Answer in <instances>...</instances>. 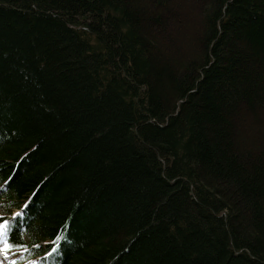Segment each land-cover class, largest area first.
Segmentation results:
<instances>
[{
  "label": "trees",
  "instance_id": "1",
  "mask_svg": "<svg viewBox=\"0 0 264 264\" xmlns=\"http://www.w3.org/2000/svg\"><path fill=\"white\" fill-rule=\"evenodd\" d=\"M3 220L23 264H264V0H0Z\"/></svg>",
  "mask_w": 264,
  "mask_h": 264
},
{
  "label": "snow or ice",
  "instance_id": "2",
  "mask_svg": "<svg viewBox=\"0 0 264 264\" xmlns=\"http://www.w3.org/2000/svg\"><path fill=\"white\" fill-rule=\"evenodd\" d=\"M8 226L9 222L7 220L0 222V245H2V247H0V252L4 253L5 256L15 246L6 239ZM0 264H3V262L0 261ZM13 264H15V262H13Z\"/></svg>",
  "mask_w": 264,
  "mask_h": 264
},
{
  "label": "bare ground",
  "instance_id": "3",
  "mask_svg": "<svg viewBox=\"0 0 264 264\" xmlns=\"http://www.w3.org/2000/svg\"><path fill=\"white\" fill-rule=\"evenodd\" d=\"M14 256H16V255H14V254L9 255V257L12 259L13 262L18 263L19 260L17 258H15Z\"/></svg>",
  "mask_w": 264,
  "mask_h": 264
},
{
  "label": "rangeland",
  "instance_id": "4",
  "mask_svg": "<svg viewBox=\"0 0 264 264\" xmlns=\"http://www.w3.org/2000/svg\"><path fill=\"white\" fill-rule=\"evenodd\" d=\"M18 213H20V211H18ZM13 254H15L16 256H14L15 258H17L18 260H19V254L17 253V251H13L12 252ZM22 257V256H21ZM20 261H22L21 259H20ZM22 264V263H21Z\"/></svg>",
  "mask_w": 264,
  "mask_h": 264
}]
</instances>
